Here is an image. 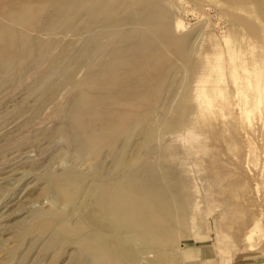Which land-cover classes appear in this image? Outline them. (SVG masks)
Returning <instances> with one entry per match:
<instances>
[{
  "label": "rangeland",
  "instance_id": "rangeland-1",
  "mask_svg": "<svg viewBox=\"0 0 264 264\" xmlns=\"http://www.w3.org/2000/svg\"><path fill=\"white\" fill-rule=\"evenodd\" d=\"M60 1L27 26L14 19L18 0H0V264H264V0H141L155 22L120 26L138 46L125 55H157L127 123L72 118L91 88L73 81L115 44L103 36L97 49L101 27L83 28L73 10L52 21ZM11 26L24 33L8 42L18 62L1 57ZM104 187L139 210L105 206Z\"/></svg>",
  "mask_w": 264,
  "mask_h": 264
},
{
  "label": "bare ground",
  "instance_id": "bare-ground-1",
  "mask_svg": "<svg viewBox=\"0 0 264 264\" xmlns=\"http://www.w3.org/2000/svg\"><path fill=\"white\" fill-rule=\"evenodd\" d=\"M50 1H54V0H18V3L15 4V9H14V17L15 18L14 19L16 21L20 20L21 22L25 23L27 26H34L39 21V10L41 8H43L44 5H46ZM140 1L141 0H62L60 2L55 3V11L53 13H51V15L49 17L52 19V21L58 22L62 18H64L65 15H68L74 11L73 15L74 16L79 15L78 17L76 16L77 19L81 18L80 19L82 21L81 26L83 28L89 29L93 25H98L101 27L100 32L98 34L93 35V39H92L93 43L95 42V47H97V49H103L104 48L103 40H102V42L100 41V37H103V36H108L109 39L115 44V46L112 49H110L106 53V55H104V57L101 59L100 63H98V62H97L98 64L96 63L97 64L96 70L91 69L89 71L90 75L87 79H85L84 81H81L80 83H77L78 85L75 84L76 81H73L72 85L75 87H83V86H90L91 87L90 89L85 90V91H81L79 93V96L76 99L78 108L76 111L74 110L75 112L72 114L73 119H78V118L88 116V115L93 114V113H94V115H100V117H102V116L105 117V114H109L112 116V119L113 120L115 119L116 121L119 120V117L122 115L121 121L124 119L125 123H127L128 122L127 117L129 116L128 115L129 112L127 111L128 109L126 107H128L132 102H134L133 101L134 99L131 98L132 92H134L135 90L145 91L148 87V83L149 84L151 83L152 77L146 76V73H144L145 72L144 69L146 67H149L150 69L153 68L157 54L155 52H153V50H151L149 52L145 51L146 53L143 50H140V51L138 50L137 51L138 55H136L135 58H132V57L125 55V53L130 51V50L138 49V46L136 47V45H133L130 43V40L132 38V34L135 33V31L131 30V28H129V29L127 28L128 29L127 31L122 29L123 30L122 31L120 28V26H122V25L132 26L133 23L136 24L135 22H142L143 24L148 25V26H151L152 24L154 25L155 19L150 20V19H147L146 17H144L142 15L141 10L145 6H144V4H139ZM255 1H258V0H255ZM239 2L241 3V1H238V3ZM242 2H243V0H242ZM244 2H246V1L244 0ZM247 2H249V1H247ZM6 3H8L7 0H6ZM132 3H134V6L138 5L136 14L132 13V11H131ZM238 3H237V5H238ZM3 4H5V2ZM225 4H227V3H225ZM245 4H243V5H245ZM248 4L250 5V2ZM248 4H246L247 7H248ZM239 5H241V4H239ZM243 5H241V6H243ZM246 5L244 6L245 8H246ZM256 5H258V4H256ZM261 5L262 4H260L259 6H261ZM233 6L236 7V5H233ZM2 8H3V5L1 7V9ZM241 8L239 10H241ZM248 8H250V7H248ZM248 8H246V9L248 10ZM254 8L252 6L250 9L254 10ZM263 8L264 7H262V10H263ZM257 9L258 8H255L254 12H256ZM0 11L2 13V11H4V10H0ZM249 11H251V10H249ZM261 11L258 10V12H259V13L257 12L258 16H259ZM242 12L244 13L245 10H243ZM236 13H238V12H236ZM243 13H242V16H243ZM249 13L251 14V12H249ZM3 14H6V12L5 13L3 12ZM229 15H231V13ZM238 15H239V17H241L240 13ZM41 16H42V14H41ZM239 17H238V20L241 21V19ZM257 17H256V19H257ZM159 18L157 20H159ZM231 18H232V15H231ZM233 18L235 19V16ZM233 18H232V20H234ZM244 18H242V20ZM260 18H259V20H260ZM161 19H164V17H162ZM248 19L253 20L252 17L248 18ZM254 19H255V17H254ZM235 21H236V19L234 20V22ZM259 22H261V23L255 24V25H257L258 28L260 27L259 26L260 24L263 26L262 20H260ZM243 23H244V25L247 24V22H243ZM249 23H251V22H249ZM249 23H248V25H246V27H248V28L250 27ZM254 23H256V22H254ZM237 24H238V22H237ZM239 24H241V23H239ZM63 25L68 26V27H72L73 29L77 28L76 25H74L72 21H67V22L65 21ZM179 28H180V24H179V22H177L175 25V31L180 30ZM253 28H255V26H253V24H252V28L250 27V29L253 30ZM2 29H3V27H2V24L0 23V42H2ZM32 29H34V28H32ZM255 29L258 30L257 28H255ZM22 30H23V28H22ZM146 30H148V29H146ZM260 30H261V28L259 29V31ZM38 31H39V29H38ZM252 32H254V31H252ZM261 33L262 32H259L256 34L258 36V34H261ZM138 34L143 36L142 31H139ZM252 34H254V33H252ZM263 34H264V32H263ZM6 35H7V37H5V40H4L6 48H5V52H2V49H1V57L12 59V61L17 60V62H18L19 53L18 52L15 53L16 48H14V44L12 47V46L8 45V42H10L11 38H16V39L24 38V33H22L20 31V29L17 30V29H14L12 27L9 29V31L6 32ZM167 35L170 36L171 32L167 31ZM261 36H262V34H261ZM254 37H255V35H254ZM181 42L182 43L185 42V38L182 39ZM84 43L86 46V40L84 41ZM43 49H45V48H43ZM78 61H81V60L78 59L76 61H69V62L63 61V62H61V64L60 63L57 64L55 62H50V63H48L49 64L48 71H49V73H54V72H56L57 67L66 68L69 65L75 66L76 64L78 65V63H80ZM92 67H93V64H92ZM243 70L245 72H247L246 67H243ZM63 72H66V71H64V69H63L62 73ZM63 75L67 76L68 73H64ZM156 77L157 76H155V78ZM87 80H89V81H87ZM234 89H236V88H234ZM252 90L254 91V89H252ZM258 91H259V89H258ZM235 92H236V90H235ZM129 98H131V99H129ZM208 104H211V103H208ZM210 108H211V106H210ZM245 110L248 111L249 109H245ZM247 113L248 112H246V114ZM132 116H131V118H133ZM76 117H78V118H76ZM123 117H125V118H123ZM142 186H144V185H142ZM142 186L141 187L139 186V187L142 188ZM147 187H148V189L150 188L149 185ZM152 187L153 186H151V188ZM100 188H101V186H100ZM114 188L112 190H114ZM116 188H118V187H116ZM151 188H150V190H148V192H149L148 195L153 196ZM104 189H105V187H104ZM105 191H106V189L104 190V195H102V197L100 196L103 200L101 202L106 203L105 206L107 204H109L110 202L112 203V201H113V204H116V205H114L115 209H117L119 211L122 210L123 212H125V211L132 212V211H138L139 210L140 205L138 206V204L137 205L136 204H130V203H127V201H125V202L122 201V200H126L127 198H129L128 194L125 195V197L123 196L124 199L113 200V199L109 198L108 194ZM134 191H135V189H134ZM156 191H157V189H156ZM140 192L143 193V191H141V190H140ZM146 192H147V190L145 189V193ZM141 195L145 196L143 194H140V196ZM151 197H150V200L152 199ZM161 197L164 198V196H161ZM163 200H167V198L166 199L164 198ZM97 201H99V200H97ZM158 201H159V199H158ZM158 201H157V203H159ZM101 202H99V204H101ZM104 203H103V206L101 205L100 207L105 209ZM157 203H156V205H157ZM99 204L97 203V206H99ZM143 205H144V203H143ZM156 211H159V210H156ZM149 228H151V225H148V224L140 225L141 230H145V229H149Z\"/></svg>",
  "mask_w": 264,
  "mask_h": 264
}]
</instances>
